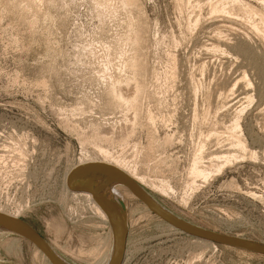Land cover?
Wrapping results in <instances>:
<instances>
[{
    "label": "rangeland",
    "instance_id": "obj_1",
    "mask_svg": "<svg viewBox=\"0 0 264 264\" xmlns=\"http://www.w3.org/2000/svg\"><path fill=\"white\" fill-rule=\"evenodd\" d=\"M131 1L0 0V212L20 210L69 264H98L113 249L111 226L73 199L66 178L103 149L181 219L264 244V0ZM117 81L132 82L133 106L111 94ZM238 114L243 153L230 139ZM203 145V167L243 157L193 184ZM161 182L167 194L153 187ZM128 223L123 264H264L135 204ZM1 234L0 264H50Z\"/></svg>",
    "mask_w": 264,
    "mask_h": 264
},
{
    "label": "water",
    "instance_id": "obj_2",
    "mask_svg": "<svg viewBox=\"0 0 264 264\" xmlns=\"http://www.w3.org/2000/svg\"><path fill=\"white\" fill-rule=\"evenodd\" d=\"M118 186L129 190L153 215L189 237L264 257V244L193 225L167 210L149 192L116 168L105 164H89L78 167L69 174L67 188L71 192L91 195L106 214L114 237L113 252L108 264H123L129 236L127 206L115 190ZM0 231L26 240L50 264H69L33 226L22 219L0 214Z\"/></svg>",
    "mask_w": 264,
    "mask_h": 264
},
{
    "label": "bare ground",
    "instance_id": "obj_3",
    "mask_svg": "<svg viewBox=\"0 0 264 264\" xmlns=\"http://www.w3.org/2000/svg\"><path fill=\"white\" fill-rule=\"evenodd\" d=\"M125 3H131L132 1L131 0H124ZM234 2V0H233ZM136 40V39H135ZM221 49V48H219ZM132 82H127L126 85L124 86L120 81H117V82H114L112 83V86L110 88V91H111V94L116 97L118 100L126 103L128 105V107L131 106V104L134 102L135 99H137L136 95H138L136 93V90H134V92H130L129 91V87L131 85ZM137 84V83H136ZM135 85V84H134ZM137 86V85H136ZM126 87V88H125ZM135 89H138L135 88ZM139 92V91H137ZM248 96V95H247ZM249 101L252 100L251 97L248 98ZM136 101V100H135ZM209 102V101H208ZM130 105V106H129ZM134 104H132L133 106ZM132 109L134 107H131ZM130 110V109H129ZM244 110H242L243 112ZM241 112H240V116H241ZM241 129V124H240V117H239V114H238V117L235 119V122L234 124L231 126V140H232V144L235 148H237L239 150L240 153H243V152H246L247 150V147H246V144H245V141L243 140V138L241 136L238 135V131ZM229 130V131H230ZM121 131V130H120ZM130 132V131H129ZM100 134V133H99ZM127 134V133H126ZM131 134V133H130ZM128 134V136L130 135ZM113 136V135H112ZM125 136V135H124ZM127 136V135H126ZM127 136V137H128ZM99 137V136H98ZM98 137H96V139H99ZM102 137V136H101ZM106 138V136H103ZM130 137V136H129ZM128 137V138H129ZM113 138L115 137H111L110 139L108 138V141H113ZM118 138H121V137H118ZM126 139V138H124ZM100 140V139H99ZM99 140L97 142H99ZM107 139H105L106 141ZM121 140V139H120ZM123 140V138H122ZM121 140V141H122ZM119 141V140H118ZM120 141V143H122ZM101 142V141H100ZM116 142V140H115ZM113 141V143H115ZM124 143V142H123ZM126 143V142H125ZM118 144V142H117ZM231 144V145H232ZM230 145V146H231ZM234 148V149H235ZM199 154L195 157L192 165H191V168H190V175L194 178H202L204 179L205 181L209 180V178L211 177V175H213L214 173H219L222 171V169H224V167L226 165H230V163L234 162L235 160H238L239 158H242L243 156H241L240 154H228V155H224L223 157H218L219 159L222 160V164H218V165H214V163L211 164L210 167H203L202 165V152H203V149H204V145L199 148ZM101 151V150H100ZM103 154V157L102 159H93V158H84L82 159V161L80 162V164L76 167H82V166H85V165H89V164H105V165H108V166H111V167H114L116 168L117 170L121 171L123 174L127 175L129 178H131L133 181H135L137 184H139L142 188H144L145 190H150L152 191L153 189H149V185L146 181V177L141 175L138 171V169L136 167H129L123 159L122 157L118 156H113L111 155L107 150L103 151L102 149V153ZM102 156V155H101ZM221 156V155H220ZM253 157H256V154L253 153ZM213 162V161H212ZM74 168V169H76ZM73 169V170H74ZM72 170V171H73ZM71 171V172H72ZM70 172V173H71ZM69 173V174H70ZM68 174V176H69ZM67 176V178H68ZM190 176V177H191ZM67 178H66V185H67ZM192 179V178H191ZM196 179V180H197ZM193 181V184H195ZM152 182V181H151ZM192 184V186H194ZM191 186V187H192ZM157 191H159L160 193H163V194H167V192L169 191V189H171V187H169L167 185V183H164V182H161L160 184L155 185L153 186ZM190 187V188H191ZM115 190L119 193V196L123 199V201L125 202L126 206H127V214H129V204L130 205H133L135 204L136 206H138L140 209H142L143 211L145 212H149L151 213L147 207L145 205H142V203L129 191L127 190L126 188L122 187V186H118L115 188ZM155 190V191H156ZM159 193V194H160ZM71 195L73 197V199L75 200H78L79 202V199H83L87 206L89 207V209L92 211L93 213V216H96L98 217L99 219H101L105 226H109L110 225V222L106 216V214L102 211V209L95 203V201L93 200L92 196L87 194V193H75V192H71ZM75 202V201H74ZM81 202V201H80ZM81 204V203H80ZM79 205V204H78ZM83 205V204H82ZM85 206V205H84ZM0 214H5L7 216H10L12 218H16V219H20V210H18V212H14V213H9V212H0ZM167 226V225H166ZM173 231H175L176 233L178 234H183L182 232L176 230L175 228L171 227L170 225H168ZM112 229V228H111ZM113 232H111V236H112ZM2 237V234L0 235V238ZM18 239V238H17ZM21 239V238H20ZM196 242L198 243H202L204 245H206L207 247H212V248H217L218 245L216 244H212V243H208V242H205V241H202V240H198V239H195ZM19 241V239L17 240ZM17 241H14L13 244H15ZM106 243V242H105ZM114 245V237H113V243H112V247ZM13 246V245H12ZM12 248V247H11ZM10 249V248H9ZM12 250V249H10ZM16 250V249H15ZM112 252H113V249L112 251H110L107 255V257L105 258L104 256V260L103 259H100L98 260V264H108L109 261H110V258H111V255H112ZM83 253V252H82ZM36 256H41L44 260H47L45 258V256L38 250L36 249ZM67 262V261H66ZM68 263V262H67Z\"/></svg>",
    "mask_w": 264,
    "mask_h": 264
}]
</instances>
